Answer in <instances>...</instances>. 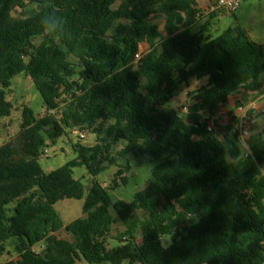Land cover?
I'll use <instances>...</instances> for the list:
<instances>
[{"label": "trees", "instance_id": "trees-1", "mask_svg": "<svg viewBox=\"0 0 264 264\" xmlns=\"http://www.w3.org/2000/svg\"><path fill=\"white\" fill-rule=\"evenodd\" d=\"M48 14L54 34L41 25ZM213 16L196 0H0V120L22 72L46 109L24 106L19 134L0 145V255L10 240L17 254L5 264H264V125L246 147L237 115L213 119L232 97L264 94V45L242 28L212 38ZM192 79L208 82L187 111L165 108ZM78 129L127 144L116 155L75 144L77 157L46 174L48 143ZM130 155L153 163V180L130 203L93 180L84 217L64 226L55 204L85 195L73 169L96 177ZM128 169L111 190L128 184ZM109 238L120 245L108 249Z\"/></svg>", "mask_w": 264, "mask_h": 264}, {"label": "rangeland", "instance_id": "rangeland-1", "mask_svg": "<svg viewBox=\"0 0 264 264\" xmlns=\"http://www.w3.org/2000/svg\"><path fill=\"white\" fill-rule=\"evenodd\" d=\"M196 2L205 19L210 12L214 11L209 31L212 38L220 36L228 29L242 28L249 33L254 41L264 45V0H241V7L235 13L222 9H212L207 0H196ZM152 20L161 29L163 28L162 17H153ZM144 51L145 48L142 46L140 54L142 55ZM207 82V79L202 81L192 79L188 85H183L179 88L177 96L172 100V104L167 105V107H172L182 112L183 107L189 104L192 95L205 87ZM6 98L12 104L13 108L10 116L0 120V145L9 142L19 134L24 106L30 107L36 116H42L46 112L43 98L27 72H22L11 80L10 88L6 90ZM230 112H233L239 118V133L245 145L248 136L261 130L264 125V94L255 99L250 97L246 102L241 99L240 95L232 97L226 105L217 111L213 119L219 125H225L229 122ZM249 120L255 121L248 123ZM78 131L85 134L84 139H80L78 135L68 131V134L59 138L55 143H48L45 152L38 159L42 170L46 174L61 168L77 157L74 151L75 144H80L88 148L97 143L108 144L112 148L113 155H116L127 144L123 139L117 141L115 137H108L105 131H101L98 134L89 130L78 129ZM127 166L130 167V169L125 170V175L128 177V184L119 187L115 191L111 190L110 185L115 178L116 172L120 168H126ZM152 166L153 163L149 159L130 155L125 159L119 158L117 165L107 166L108 168L96 177L92 176L84 165L75 167L73 169V176L84 185V198L81 200L64 199L56 203L54 208L59 214L64 226L76 219L84 217L83 205L93 180L102 183L109 190L115 201L124 200L130 203L134 200V195L139 190L144 189L153 180L151 175ZM14 205L15 203H12L9 208L12 209ZM136 215L140 218L144 216L141 211H138ZM124 229L125 227L121 222L113 225L111 236L116 237ZM61 236L68 238L65 232H62ZM172 240L169 238L165 239V245H169ZM119 245V240L115 238H109L106 243L108 249L115 248ZM42 247V243L37 244L35 250L40 251ZM6 248L7 251L0 255V264H5L17 258L13 247V240L6 242Z\"/></svg>", "mask_w": 264, "mask_h": 264}, {"label": "built area", "instance_id": "built-area-1", "mask_svg": "<svg viewBox=\"0 0 264 264\" xmlns=\"http://www.w3.org/2000/svg\"><path fill=\"white\" fill-rule=\"evenodd\" d=\"M212 9H222L227 12L235 13L237 12L241 7V0H207ZM140 55L137 56L139 58ZM183 111H187V107H183ZM255 120H249L248 123H253ZM74 134L80 136L81 138H85V134L74 131ZM246 142V141H245ZM246 146V143H245ZM247 147V146H246Z\"/></svg>", "mask_w": 264, "mask_h": 264}, {"label": "clouds", "instance_id": "clouds-1", "mask_svg": "<svg viewBox=\"0 0 264 264\" xmlns=\"http://www.w3.org/2000/svg\"><path fill=\"white\" fill-rule=\"evenodd\" d=\"M41 25L43 29L49 34L56 33L57 25L52 22V14L43 16ZM171 104H172V101H169L165 105H171ZM165 108L172 109V107H165Z\"/></svg>", "mask_w": 264, "mask_h": 264}, {"label": "crops", "instance_id": "crops-1", "mask_svg": "<svg viewBox=\"0 0 264 264\" xmlns=\"http://www.w3.org/2000/svg\"><path fill=\"white\" fill-rule=\"evenodd\" d=\"M62 234V233H61Z\"/></svg>", "mask_w": 264, "mask_h": 264}]
</instances>
